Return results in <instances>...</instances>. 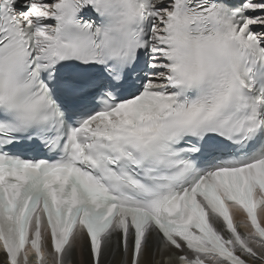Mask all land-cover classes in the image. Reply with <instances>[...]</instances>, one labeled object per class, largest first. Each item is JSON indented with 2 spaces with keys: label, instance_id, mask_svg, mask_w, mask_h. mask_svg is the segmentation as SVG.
<instances>
[{
  "label": "snow or ice",
  "instance_id": "obj_1",
  "mask_svg": "<svg viewBox=\"0 0 264 264\" xmlns=\"http://www.w3.org/2000/svg\"><path fill=\"white\" fill-rule=\"evenodd\" d=\"M0 264H264V0H0Z\"/></svg>",
  "mask_w": 264,
  "mask_h": 264
}]
</instances>
